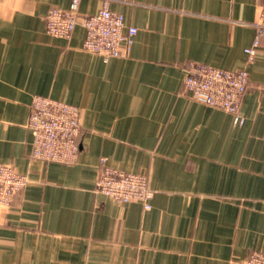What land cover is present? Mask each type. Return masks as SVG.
<instances>
[{
  "label": "crops",
  "instance_id": "0c3cea01",
  "mask_svg": "<svg viewBox=\"0 0 264 264\" xmlns=\"http://www.w3.org/2000/svg\"><path fill=\"white\" fill-rule=\"evenodd\" d=\"M264 0H114L135 27L130 53L104 60L45 32L67 0H0V164L28 178L0 209V264H240L264 249V39L243 49ZM102 0H80L97 13ZM189 61L247 68L231 115L189 99ZM80 109L75 163L31 159V99ZM146 174L151 207L95 193L100 160Z\"/></svg>",
  "mask_w": 264,
  "mask_h": 264
},
{
  "label": "built area",
  "instance_id": "2783aa9c",
  "mask_svg": "<svg viewBox=\"0 0 264 264\" xmlns=\"http://www.w3.org/2000/svg\"><path fill=\"white\" fill-rule=\"evenodd\" d=\"M67 1V9L51 8L47 12L45 32L49 36L68 40L74 28L80 25L85 33L83 51L99 55L104 60L125 57L130 53L137 30L126 26L124 16L110 9L114 0H102L101 9L88 16L78 15L80 0ZM253 27L254 40L243 49L246 66L253 61L264 39V5L259 8ZM248 84L246 67L230 71L189 61L184 69L183 89L189 99L224 111L232 116L236 125L244 122L239 110ZM27 129L32 136L31 159L58 164L76 162L81 132L80 109L77 106L34 95ZM27 184L26 175L18 173L12 166L0 164V209L9 208L13 198ZM94 191L117 204L138 202L144 210L150 209L153 198L148 175L119 171L107 166L104 159L100 160ZM240 264H264V249L250 252Z\"/></svg>",
  "mask_w": 264,
  "mask_h": 264
}]
</instances>
